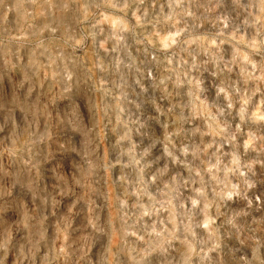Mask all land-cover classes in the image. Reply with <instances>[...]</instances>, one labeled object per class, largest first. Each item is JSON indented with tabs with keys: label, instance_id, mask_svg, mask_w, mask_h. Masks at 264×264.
<instances>
[{
	"label": "clouds",
	"instance_id": "9594fccd",
	"mask_svg": "<svg viewBox=\"0 0 264 264\" xmlns=\"http://www.w3.org/2000/svg\"><path fill=\"white\" fill-rule=\"evenodd\" d=\"M0 264H264V0H0Z\"/></svg>",
	"mask_w": 264,
	"mask_h": 264
}]
</instances>
